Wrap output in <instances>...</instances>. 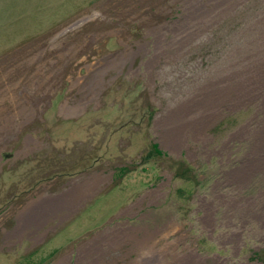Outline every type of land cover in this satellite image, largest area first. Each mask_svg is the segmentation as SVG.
Listing matches in <instances>:
<instances>
[{"label":"rangeland","instance_id":"rangeland-1","mask_svg":"<svg viewBox=\"0 0 264 264\" xmlns=\"http://www.w3.org/2000/svg\"><path fill=\"white\" fill-rule=\"evenodd\" d=\"M0 264H264V0H0Z\"/></svg>","mask_w":264,"mask_h":264}]
</instances>
